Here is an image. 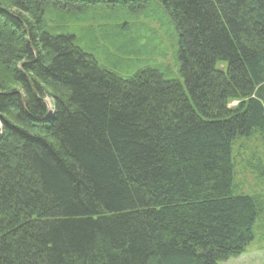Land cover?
<instances>
[{
	"label": "trees",
	"instance_id": "trees-1",
	"mask_svg": "<svg viewBox=\"0 0 264 264\" xmlns=\"http://www.w3.org/2000/svg\"><path fill=\"white\" fill-rule=\"evenodd\" d=\"M148 4L174 65L119 75L64 30ZM255 134L264 0H0V264L240 257L264 219V192L234 181ZM253 161L264 182V151Z\"/></svg>",
	"mask_w": 264,
	"mask_h": 264
},
{
	"label": "rangeland",
	"instance_id": "rangeland-1",
	"mask_svg": "<svg viewBox=\"0 0 264 264\" xmlns=\"http://www.w3.org/2000/svg\"><path fill=\"white\" fill-rule=\"evenodd\" d=\"M153 10L154 4L136 11L122 6L105 9L99 5L85 11L83 18H80L81 23H74L70 19L72 21L66 22L68 26L65 25L64 30L74 32L78 36L77 43L93 53L101 66L119 75L130 76L137 69L155 65L154 62H171L174 65L171 58L173 52L168 58L160 59L158 56L159 47L166 42V31L159 30L163 26L162 18ZM123 24L126 27L124 31L121 26ZM150 35L153 37L151 40ZM230 104L232 106L235 103ZM49 106L51 107L50 102ZM236 151L238 154L234 181L240 187L239 192L263 193L264 182L258 179L250 166L253 159L257 161L264 151L263 137L255 134L250 139H241ZM242 156L245 159L249 156V161H243ZM222 264H264V219L257 220L254 240L246 251L240 257Z\"/></svg>",
	"mask_w": 264,
	"mask_h": 264
}]
</instances>
